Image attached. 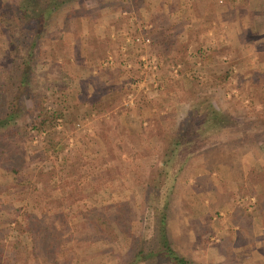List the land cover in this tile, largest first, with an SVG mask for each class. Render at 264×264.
<instances>
[{
	"label": "rangeland",
	"instance_id": "1",
	"mask_svg": "<svg viewBox=\"0 0 264 264\" xmlns=\"http://www.w3.org/2000/svg\"><path fill=\"white\" fill-rule=\"evenodd\" d=\"M235 11L264 24V0H69L53 13L16 124L0 129V264H125L158 243L163 205L179 254L264 264V80L245 66L258 54L236 44ZM8 32L0 21V116L18 63ZM208 103L225 124L204 121Z\"/></svg>",
	"mask_w": 264,
	"mask_h": 264
},
{
	"label": "trees",
	"instance_id": "2",
	"mask_svg": "<svg viewBox=\"0 0 264 264\" xmlns=\"http://www.w3.org/2000/svg\"><path fill=\"white\" fill-rule=\"evenodd\" d=\"M69 0H15V2L7 9L3 4H0V21L3 22L5 30H10L8 38L10 44H15L11 49L16 50L13 57L15 62L12 64V74L10 77V83L13 84V88L8 93L11 95V98L7 100V109L2 116H0V129H6L9 126L16 124V116L19 115V110L21 108V98L25 94L26 90H29V73L30 68L33 66L35 60L34 46L38 43L39 35L43 34V31L46 30L47 25L53 18V13L58 9H61L63 5L68 3ZM10 38V39H9ZM23 51V52H22ZM17 56H16V55ZM14 59L12 58V61ZM205 105V104H204ZM207 117L204 121H211L215 118L218 125L225 124V115L211 104H207ZM56 118L54 113L45 114L40 120V125H43L46 121L52 122ZM197 126H201V123L195 124L192 127V130H195ZM204 126H202V129ZM199 127L198 130H200ZM177 135V133L174 131ZM176 136L168 142H174V147L170 148L169 152L165 155L162 160V165L167 166L171 164V160L177 147L180 143V140ZM176 145V146H175ZM170 147V145H169ZM0 148V154L3 152ZM161 167V166H160ZM8 168L14 172H18V167L8 166ZM162 179L157 178L153 186L158 188L159 183ZM166 207L158 209L159 222H158V243L152 244L151 241L148 243L140 242L141 244L132 257L125 264H132L137 260L148 259L157 255L166 256L169 261L173 264H200L195 260L191 259L189 256H184L179 254L176 249L172 246L168 234H167V220H166ZM149 241V240H148ZM51 244V243H48Z\"/></svg>",
	"mask_w": 264,
	"mask_h": 264
},
{
	"label": "crops",
	"instance_id": "3",
	"mask_svg": "<svg viewBox=\"0 0 264 264\" xmlns=\"http://www.w3.org/2000/svg\"><path fill=\"white\" fill-rule=\"evenodd\" d=\"M246 15L247 22L244 23L243 17L240 13L235 11L233 15L226 16V19H231L232 23L235 25L234 34L241 35L237 37L236 44H239V47L248 43V47L244 49L245 51L255 52L258 54V59L254 63H246V68L250 71L251 75L255 77H260V80H264V26L263 22L260 24L261 16H258V13L253 11L249 12ZM223 17V16H222ZM209 18V17H208ZM247 34V40L244 39L242 35ZM247 41V43L242 42ZM255 54V55H256Z\"/></svg>",
	"mask_w": 264,
	"mask_h": 264
},
{
	"label": "built area",
	"instance_id": "4",
	"mask_svg": "<svg viewBox=\"0 0 264 264\" xmlns=\"http://www.w3.org/2000/svg\"><path fill=\"white\" fill-rule=\"evenodd\" d=\"M139 39V38H137ZM147 41H149V39L147 38L146 39ZM141 60H143V64L144 66L146 65V57L142 56ZM149 63H151L152 65V68H157V65H158V59L155 57V58H151V60L149 61ZM179 63H177L175 65V68L177 70V68L179 67ZM145 80V79H144ZM143 80V81H144ZM157 85V83H155ZM147 87H144V90L146 89ZM123 102L126 106H132L134 103H135V94L132 90L130 91H127L126 95H125V98L123 99Z\"/></svg>",
	"mask_w": 264,
	"mask_h": 264
}]
</instances>
